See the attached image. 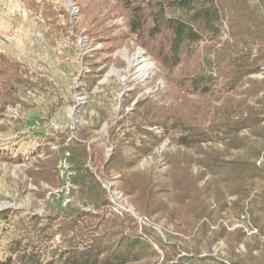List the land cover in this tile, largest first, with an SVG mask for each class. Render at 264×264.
I'll list each match as a JSON object with an SVG mask.
<instances>
[{"label":"trees","instance_id":"obj_1","mask_svg":"<svg viewBox=\"0 0 264 264\" xmlns=\"http://www.w3.org/2000/svg\"><path fill=\"white\" fill-rule=\"evenodd\" d=\"M115 1L124 2L133 42H141L161 70L182 77L181 88L195 100L166 108L164 116L160 108L134 109L123 119L129 122L124 133L117 127L109 133L108 159L101 146L88 143L91 129L79 131L77 140L39 165L43 173L30 176L60 187L54 165L66 153L80 208L68 205L48 217L26 249L12 239L0 264H16L12 257L18 254V264H155L158 251L165 264H264V0ZM75 5L86 15L80 2ZM21 68L0 57V111L18 102L15 84L28 86ZM80 81L85 88L86 80ZM136 118L143 120L133 126ZM153 127L158 136L145 131ZM140 134L145 143L169 139L175 148L163 152V172L134 170L152 151L135 146L131 137ZM112 177L137 217L151 226L112 211L102 186ZM52 227L62 237V252L42 263ZM219 242L224 256H212Z\"/></svg>","mask_w":264,"mask_h":264},{"label":"rangeland","instance_id":"obj_2","mask_svg":"<svg viewBox=\"0 0 264 264\" xmlns=\"http://www.w3.org/2000/svg\"><path fill=\"white\" fill-rule=\"evenodd\" d=\"M79 2L86 15L76 7ZM123 3L0 0V57L16 61L21 71L28 72L29 79L28 86L15 84L12 89L18 102L0 111V260L9 256L7 248L12 239L20 243L19 250L26 249L40 226L43 233L48 217L68 205L80 208L75 200L76 187L70 190L72 202L65 207L54 195L63 185L60 169L69 164L66 153L57 161L54 158L56 175L62 180L60 187L34 181L30 176L32 171L43 173L39 165L52 161L61 148L77 140L79 131L91 129L88 143L101 146L104 159H108L109 148L112 153L109 133L115 127L123 128L124 133L129 122L123 119L128 120L134 109L143 112L160 108L164 116L166 108L176 107L183 100H195L181 88L182 77L161 70L149 51L140 47L141 42L139 45L133 42ZM146 45L149 46V41ZM81 77L86 80L85 88ZM142 102H147L148 107H138ZM142 120L136 118L133 126L140 125ZM145 131L160 134L156 127ZM131 140L135 146L152 148L134 169L139 172H163V152L176 151L169 146V139L145 143L146 135L140 134ZM132 154L134 150L124 153ZM19 156L21 161H17ZM114 178L104 179V184L116 185ZM82 209L93 211L89 207ZM7 213L12 216L3 221ZM34 219L40 221L39 227L30 222ZM142 222L139 225L151 226L148 220ZM52 228V237L45 240L40 255L42 263L62 252V237ZM156 231L163 237L159 229ZM224 249L223 242H219L213 247L212 256H224ZM158 254L155 264H165L163 254L159 251ZM19 256L13 255V263L20 262Z\"/></svg>","mask_w":264,"mask_h":264},{"label":"built area","instance_id":"obj_3","mask_svg":"<svg viewBox=\"0 0 264 264\" xmlns=\"http://www.w3.org/2000/svg\"><path fill=\"white\" fill-rule=\"evenodd\" d=\"M108 156L111 155V148L108 149ZM264 163V158L261 160ZM60 177L63 180V185L59 190L54 191V195L61 200L62 206L65 207L72 202V194L70 190L75 188L73 185L71 178L74 176L75 172L72 169L70 164L64 165L63 168L60 169ZM103 188L107 192V198L111 205L112 211L115 213H128L137 219L138 223H143L141 219H139L133 211L131 205L124 201L122 194L116 188V185L113 183L102 184Z\"/></svg>","mask_w":264,"mask_h":264}]
</instances>
